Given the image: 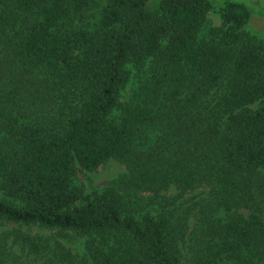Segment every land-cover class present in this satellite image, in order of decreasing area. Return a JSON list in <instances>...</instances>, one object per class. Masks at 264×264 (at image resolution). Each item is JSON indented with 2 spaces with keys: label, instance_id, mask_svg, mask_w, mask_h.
Segmentation results:
<instances>
[{
  "label": "trees",
  "instance_id": "1",
  "mask_svg": "<svg viewBox=\"0 0 264 264\" xmlns=\"http://www.w3.org/2000/svg\"><path fill=\"white\" fill-rule=\"evenodd\" d=\"M147 2L0 0V264H264L252 11L207 29V0Z\"/></svg>",
  "mask_w": 264,
  "mask_h": 264
},
{
  "label": "rangeland",
  "instance_id": "2",
  "mask_svg": "<svg viewBox=\"0 0 264 264\" xmlns=\"http://www.w3.org/2000/svg\"><path fill=\"white\" fill-rule=\"evenodd\" d=\"M160 0H148L147 9H153ZM213 6V11L208 14L206 27H219L220 20L218 18L217 10L222 7L225 2L235 1L242 3L249 7L252 11L251 20L248 25V32L254 39V42L263 49L264 51V0H207ZM97 10L93 12H87L83 17H78L83 19V22H78L80 24L86 25L94 23ZM136 79V74L132 70V78L128 84V88L124 93V97L128 96L129 89L132 88L133 83ZM254 108V107H252ZM125 172V168L114 160L108 161L106 164L100 166L96 171L88 172L82 169H78L76 173V178L74 184L83 189L86 195H90L94 192H100L103 188L107 187L113 180H115L119 175ZM11 229V227H6ZM36 231V230H34ZM65 245L71 249L75 254L83 255V239H70L65 242ZM16 249V247H13Z\"/></svg>",
  "mask_w": 264,
  "mask_h": 264
}]
</instances>
